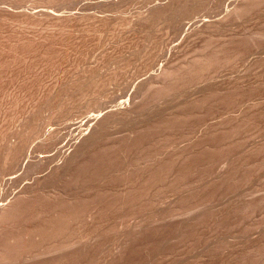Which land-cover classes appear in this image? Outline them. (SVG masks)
<instances>
[{
    "label": "rangeland",
    "instance_id": "1",
    "mask_svg": "<svg viewBox=\"0 0 264 264\" xmlns=\"http://www.w3.org/2000/svg\"><path fill=\"white\" fill-rule=\"evenodd\" d=\"M127 1L0 0V264H264V0Z\"/></svg>",
    "mask_w": 264,
    "mask_h": 264
},
{
    "label": "bare ground",
    "instance_id": "2",
    "mask_svg": "<svg viewBox=\"0 0 264 264\" xmlns=\"http://www.w3.org/2000/svg\"><path fill=\"white\" fill-rule=\"evenodd\" d=\"M124 1H125V0H124ZM126 1H127V0H126ZM131 1H132V0H131ZM174 1H175V0H174ZM176 1H177V0H176ZM179 1H180L181 3H182V2L184 3L183 0H182V1L179 0ZM179 1H178V2H179ZM186 1H187V0H186ZM195 1H196V0H195ZM197 1H199V0H197ZM197 1H196V2H197ZM69 2H70V1H69ZM71 2H72V1H71ZM127 2H128V1H127ZM187 2H189V1H187ZM44 3H45V2H44ZM51 3H52V2H51ZM181 3H180V4H181ZM199 3H200V1H199ZM201 3H202V2H201ZM238 3H239V2H238ZM0 4H1V3H0ZM58 4H59V3H58ZM125 4H126V3H125ZM180 4H179V6H181ZM190 4H191V3H190ZM192 4H193V2H192ZM192 4H191V5H192ZM233 4H234V3H233ZM19 5H20V4H19ZM48 5H49V4H48ZM182 5H183V4H182ZM193 5H194V4H193ZM195 5H196V4H195ZM195 5H194V7H195ZM206 5H207V4H206ZM176 6H178V5L175 4V7H176ZM184 6H185V3H184ZM201 6H202V5H201ZM12 7H13V6H12ZM14 7H15V6H14ZM35 7H36V6H35ZM45 7H47V6H45ZM235 7H236V6H235ZM21 8H22V7H21ZM36 8H37V7H36ZM48 8H49V7H48ZM178 8H179V7H178ZM183 8H184V7H183ZM183 8H182V9H183ZM227 8H228V7H227ZM236 8H237V7H236ZM241 8H242V7H241ZM30 9H31V8H30ZM156 9H157V8H156ZM174 9H175V8H174ZM176 9H177V7H176ZM176 9H175V10H176ZM238 9H239V10H238ZM238 9H237V11L240 12V8H239V7H238ZM40 10H41V9H40ZM40 10H39V11L37 10V11L39 12V14H40ZM153 10H154V8H153ZM159 10H161V9H159ZM159 10L157 9V10H155V11L160 12ZM164 10L166 11L165 8H164ZM177 10H178V9H177ZM246 10H247V9H246ZM37 11H35V12H37ZM167 11H169V9H168ZM170 11H171V8H170ZM178 11H180V10H178ZM197 11H198V10H197ZM38 12L36 13L37 15H38ZM152 12H153V11H152ZM158 12H156V13H158ZM163 12H164V11H163ZM234 13H235V12H234ZM236 13H237V12H236ZM11 14H12V13H11ZM17 14H18V13H17ZM152 14H153V13H152ZM163 14H165V13H163ZM240 14H241V13H240ZM153 15H154V14H153ZM10 16H11V15H10ZM26 16H27V15H26ZM0 17H1V16H0ZM33 17H34V16H33ZM0 19H1V18H0ZM25 21H26V20H25ZM17 39H18V38H17ZM25 41H26V40H25ZM18 43H19V42H18ZM30 44H31V43H30ZM25 45H26V44H25ZM195 62H196V61H195ZM200 65H201V64H200ZM204 65H205V64H204ZM199 68H200V67H199ZM160 71H161V70H160ZM168 71H169V70H168ZM162 72H164V71L162 70V71L159 72V73H162ZM177 72H178V71H177ZM180 72H181V70H180ZM159 73H158V74H159ZM167 73H168V72H167ZM158 74H157V75H158ZM162 74H163V73H162ZM164 74H166V71L164 72ZM164 74H163V75H164ZM91 75H92V74H91ZM157 75H156V77H157V78H160V75H158L159 77H158ZM87 76H88V75H87ZM157 78H156V79H157ZM170 78H171V77H170ZM158 80H159V79H158ZM158 80H157V81H158ZM67 81H68V80H67ZM79 81H80V80H79ZM95 81H96V80H95ZM157 81H156V82H157ZM77 82H78V81H77ZM77 82H76V83H77ZM81 82H82V81H81ZM87 82H88V81H87ZM90 82H91V81H90ZM92 82H93V81H92ZM68 83H69V82H68ZM93 83H94V82H93ZM166 83H167V82H166ZM172 83H173V82H172ZM72 85H73V84H72ZM76 85H77V84H76ZM62 86H63V85H62ZM91 86H92V84H91ZM68 88H69V87H68ZM73 88H74V87H73ZM78 88H79V87H78ZM149 88H150V87H149ZM82 89H83V88H82ZM68 90H69V89H68ZM83 91H84V90H83ZM61 92H62V91H61ZM76 92H77V91H76ZM74 93H75V92H74ZM160 93H161V92H160ZM75 94H76V93H75ZM81 94H82V93H81ZM61 95H62V94H61ZM77 95H78V94H77ZM64 96H65V95H64ZM55 97H56V95H55ZM65 97H66V96H65ZM74 97H75V95H74ZM83 97H84V96H83ZM54 99H55V98H54ZM48 102H49V101H48ZM60 102H61V101H60ZM65 102H66V101H65ZM58 104H59V103H58ZM56 105H57V104H56ZM61 106H62V105H61ZM42 108H43V106H42ZM42 110H44V109H42ZM62 110H63V109H62ZM50 111H51V110H50ZM70 111H71V110H70ZM62 115H63V114H62ZM56 117H57V116H56ZM42 118H43V117H42ZM101 119H102V118H101ZM101 119H99V122H100V121L102 122V123L100 122V123H101V126H102L103 123H105V122H103V120H101ZM103 119H104V117H103ZM96 120H98V119H96ZM105 120H106V119H105ZM105 120H104V121H105ZM31 122H32V121H31ZM28 123H30V122H28ZM93 123L95 124V121H94ZM96 123H98V121H97ZM30 124H31V123H30ZM94 124H92V125L96 128V125H97V124H96V125H94ZM98 124H99V123H98ZM32 125H33V124H32ZM82 126H83V125H82ZM97 126H98V125H97ZM34 127H35V126H34ZM71 127H72V126H71ZM80 127H81V125H80ZM80 127H79V128L76 127V128H77V129H80ZM32 128H33V127H32ZM76 128H74V129L76 130ZM26 129H28V128H26ZM29 129H30V128H29ZM36 129H37V128H36ZM87 129H88V128H87ZM92 129H93V132H94V133H92V135H93V134L95 135V133L97 132L96 129H100V126L97 127V128L95 129L96 132L94 131V128H92ZM92 129H90L91 132H92ZM20 130H21V129H20ZM31 130H32V129H31ZM75 130H74V131H75ZM71 131H72V130H71ZM74 131H72V132H74ZM78 131H80V130H78ZM20 132H21V131H20ZM23 132H24V131H23ZM80 132H82V131H80ZM87 132H88V131H87ZM16 133H17V132H16ZM40 133H41V132H40ZM78 133H79V132H77V134H78ZM36 134H37V133H36ZM48 134H49V133H48ZM72 134H74V133H72ZM81 134H82V133H80V136H81ZM46 135H47V134H46ZM78 135H79V134H78ZM25 136H26V135H25ZM28 136H29V135H28ZM40 136H41V134H40ZM48 136H49V139H50V138H51V137H50L51 135L49 134ZM29 137H30V136H29ZM32 137H33V136H32ZM53 137H54V136H53ZM14 138H15V137H14ZM33 138H34V137H33ZM8 139H9V138H8ZM86 139H87V137H86ZM24 140H25V138H24ZM24 140H23V141H24ZM47 140H48V139H47ZM9 141H10V140H9ZM19 141H20V140H19ZM23 141H22V142H23ZM87 141H88V140H87ZM22 142H21V144H22ZM26 142H28V141H26ZM30 142H31V140H30ZM84 142H85V141H84ZM5 144H6V143H5ZM10 144H11V143H10ZM10 144H9V145H10ZM27 144H28V143H27ZM27 144H26V145H27ZM17 145H18V144H17ZM23 145H24V144H23ZM6 146H7V145H6ZM19 147H20V145H19ZM19 147L16 146L15 144L13 145V142H12V145H11V146H8L9 157H10V160L13 162V164H14V163H17V162H15V160L18 159V155H19L20 153H22V152H25V151L22 150V149H23V146H21L22 149H20ZM24 147H25V146H24ZM3 148H4V147H3ZM5 149L7 150V148H5ZM21 150H22V152H21ZM3 151H4V150H3ZM72 152H73V151H72ZM4 154H5V153H4ZM62 154L64 155L65 152L62 153ZM74 154H75V153H74ZM6 155H7V154H6ZM21 155H22V154H21ZM7 156H8V155H7ZM22 156H23V155H22ZM70 156H71L70 158H72V157L75 158L73 155H70ZM0 157H1V156H0ZM5 157H6V156H5ZM19 157H20V155H19ZM68 157H69V156H68ZM70 158H67V160H68V159L70 160ZM2 159H3V158H2ZM75 159H76V158H75ZM71 161H72V159H71ZM73 161H74V160H73ZM18 162H19V160H18ZM82 162H83V161H82ZM13 164H12V165H13ZM86 164H87V163H86ZM2 165H4V164H2ZM10 165H11V163H10ZM15 165H16V164H15ZM15 165H14V166H15ZM27 165H28V164H27ZM27 165H25V166H27ZM71 165H73V164H71ZM58 166H59V165H58ZM85 166H86V165H85ZM2 167H3V166H2ZM2 167H1V168H2ZM27 167H29V165H28ZM7 168H8V167H7ZM68 168H69V167H68ZM26 169H27V168H26ZM31 169H32V168H31ZM66 169H67V168H66ZM66 169H65V170H66ZM6 170H7V169H6ZM24 170H25V169H24ZM61 170H62V169H61ZM65 170H64V171H65ZM0 171H1V170H0ZM56 171H57V170H56ZM88 172H89V171H88ZM57 173H58V172H57ZM79 173H80V172H79ZM82 173H83V172H82ZM62 175H63V173H62ZM65 175H66V174H65ZM80 176H81V175H80ZM75 178H76V177H75ZM58 179H59V178H58ZM55 181H56V180H55ZM75 181H76V180H75ZM52 183H53V182H52ZM54 183H55V182H54ZM56 184H57V183H56ZM59 186H60V185H59ZM75 186H76V185H75ZM46 187H47V185H46ZM51 189H52V188H51ZM46 190H47V189H46ZM46 190H45V191H46ZM1 192H2V191H0V193H1ZM22 192H23V191H21V194H22V196H23V193H22ZM34 192H35V191H34ZM36 192H37V191H36ZM67 192H68V191H67ZM71 192H72V191H71ZM29 193H30V192H29ZM10 194H11V193H10ZM10 194H9V195H10ZM19 194H20V193H19ZM30 194H32V192H31ZM49 194H50V193H49ZM4 195H6V194H4ZM4 195H3V199L6 197V196L4 197ZM25 195H27V194H24V196H25ZM28 195H29V194H28ZM44 195H45V194H44ZM64 195H66V194H64ZM75 195H76V194H75ZM16 196H17V194H16ZM16 196H15V197L13 196V198H18L19 195H18L17 197H16ZM20 196H21V195H20ZM8 197H9V196H8ZM6 199H7V200H6ZM5 200H6L5 203L2 204V205H0V211H3V212H5V211L7 210L6 208H8L9 206H10V208L12 207L11 205H12L13 203H11V202L16 201V200H13V201H12V198H10V199L5 198ZM3 202H4V200H3ZM22 202H24V201H22ZM1 203H2V202H1ZM1 203H0V204H1ZM10 203H11V204H10ZM67 203H68V202H67ZM14 204H15V202H14ZM14 204H13V206L15 207ZM19 205H21V204H19ZM23 206H24V205H23ZM48 207H49V206H48ZM58 207H59V206H58ZM25 208H26V207H25ZM25 208H24V209H25ZM31 208H32V207H31ZM37 208H38V207H37ZM4 210H5V211H4ZM16 212H17V211H16ZM53 214H54V213H53ZM62 214H63V213H62ZM10 215H11V214H10ZM66 215H67V214H66ZM17 216H19V215H17ZM53 217H54V216H53ZM4 218H5V217H4ZM8 219H9V218H8ZM20 222H21V221H20ZM6 224H7V223H6ZM54 224H55V223H54ZM3 225H4V224H3ZM51 225H52V224H51ZM64 226H65V225H64ZM45 227H46V226H45ZM60 229H61V227H60ZM42 230H43V228H42ZM70 230H71V229H70ZM33 232H34V231H33ZM44 232H45V231H44ZM72 232H73V231H72ZM26 235H27V234H26ZM26 235H25V236H26ZM8 236H9V235H8ZM42 236H43V235H42ZM10 237H11V236H10ZM15 237H18V236L16 235ZM29 237H30V236H29ZM6 238H7V237H6ZM32 238H33V237H32ZM18 239H19V238H18ZM65 239H66V238H65ZM19 240H20V239H19ZM21 240H23V239H21ZM23 241H24V240H23ZM14 242H15V241H14ZM64 242L66 243V241H64ZM40 245H41V244H40ZM0 247H1V246H0ZM5 250H6V249H5ZM47 251H48V250H47ZM69 254H70V253H69ZM7 255H8V254H7ZM25 256H27V255H25ZM10 257H11V256H10ZM5 259H6V258H5ZM18 259H19V258H18ZM5 262H6V261H5ZM21 262H22V261H21ZM16 264H17V263H16Z\"/></svg>",
    "mask_w": 264,
    "mask_h": 264
}]
</instances>
